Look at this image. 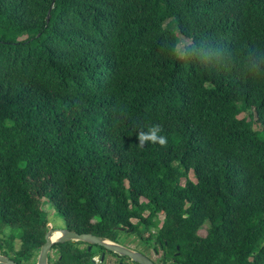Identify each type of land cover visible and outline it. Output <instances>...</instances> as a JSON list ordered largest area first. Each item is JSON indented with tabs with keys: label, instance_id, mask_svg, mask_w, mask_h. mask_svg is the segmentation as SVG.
Returning a JSON list of instances; mask_svg holds the SVG:
<instances>
[{
	"label": "trees",
	"instance_id": "obj_1",
	"mask_svg": "<svg viewBox=\"0 0 264 264\" xmlns=\"http://www.w3.org/2000/svg\"><path fill=\"white\" fill-rule=\"evenodd\" d=\"M46 204L163 264H264V0H0V255L37 264Z\"/></svg>",
	"mask_w": 264,
	"mask_h": 264
},
{
	"label": "water",
	"instance_id": "obj_2",
	"mask_svg": "<svg viewBox=\"0 0 264 264\" xmlns=\"http://www.w3.org/2000/svg\"><path fill=\"white\" fill-rule=\"evenodd\" d=\"M55 233H60L61 235L53 239ZM45 244L41 247L37 264H49V257L52 251L53 246L57 244H63L67 242H83L90 246H100L106 249L108 252L114 253L119 257H127L131 262L136 264H156L154 260L142 254L141 252L134 251L128 247L115 243L111 240L93 235V234H79L74 231L66 229H56L52 228L48 231L45 236ZM104 255L102 256V259ZM94 263H97L93 259ZM0 264H18L8 256L0 255Z\"/></svg>",
	"mask_w": 264,
	"mask_h": 264
},
{
	"label": "rangeland",
	"instance_id": "obj_3",
	"mask_svg": "<svg viewBox=\"0 0 264 264\" xmlns=\"http://www.w3.org/2000/svg\"><path fill=\"white\" fill-rule=\"evenodd\" d=\"M186 44H189V42L187 40L184 39V41L182 42L181 46H184ZM190 178L192 180H194L195 178L191 175ZM185 181H183L184 183ZM44 210L48 211V217L51 220V225H50V229L53 228L54 226L56 227V229H63L64 228V220L57 214L56 210L54 208H52L49 204H46L44 206ZM159 221V227L162 225V222L164 220V216H160L158 219ZM135 223L137 222V220H133ZM145 237H149L150 232L154 233V229H151L150 231H143ZM200 235L205 236L206 235V228H203L200 231ZM143 239H141V237L137 234H126L123 233L120 236V245H123L125 247H128L134 251H138V252H142L144 254H146L149 258H151L152 260L155 261L156 264H161V256L157 255L156 252L154 251L152 246H148L146 245V241H144ZM119 244V243H118ZM87 247L86 244H82L81 248H85ZM56 250L51 251L50 256L52 258L56 257ZM101 257H96L95 260L97 261V263L101 262ZM126 261V260H125ZM127 262V261H126ZM106 263L107 264H117L118 261H116V258L114 257V255L112 254H108L107 255V259H106ZM129 264V263H128Z\"/></svg>",
	"mask_w": 264,
	"mask_h": 264
},
{
	"label": "clouds",
	"instance_id": "obj_4",
	"mask_svg": "<svg viewBox=\"0 0 264 264\" xmlns=\"http://www.w3.org/2000/svg\"><path fill=\"white\" fill-rule=\"evenodd\" d=\"M159 129L158 128H155L154 130H152L150 133H140L138 135V139L141 143V146L143 145L144 141L146 140H151V141H157L162 145L165 143V138L163 136H157V131Z\"/></svg>",
	"mask_w": 264,
	"mask_h": 264
},
{
	"label": "flooded vegetation",
	"instance_id": "obj_5",
	"mask_svg": "<svg viewBox=\"0 0 264 264\" xmlns=\"http://www.w3.org/2000/svg\"><path fill=\"white\" fill-rule=\"evenodd\" d=\"M85 244V243H84ZM87 245V247L89 248V250H91V247L92 246H90V245H88V244H86ZM155 251V250H154ZM156 252V251H155ZM142 253V252H141ZM108 254H112V255H114V257L116 258V261H118V263L117 264H136V263H133V262H131L130 261V259L129 258H127V257H119L118 255H116V254H114V253H111V252H103L102 254H101V262L100 263H98V264H107L106 263V259H107V255ZM142 254H144V253H142ZM157 255H158V253H156ZM104 255V258L102 259V256ZM146 255V254H145ZM162 255V256H161ZM160 256L161 257H163V254H161ZM147 256V255H146ZM127 262H126V261ZM161 262H162V260H161ZM161 264H163V262L161 263Z\"/></svg>",
	"mask_w": 264,
	"mask_h": 264
},
{
	"label": "bare ground",
	"instance_id": "obj_6",
	"mask_svg": "<svg viewBox=\"0 0 264 264\" xmlns=\"http://www.w3.org/2000/svg\"><path fill=\"white\" fill-rule=\"evenodd\" d=\"M60 235H61L60 233H55L53 239L58 238Z\"/></svg>",
	"mask_w": 264,
	"mask_h": 264
}]
</instances>
